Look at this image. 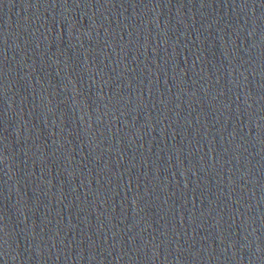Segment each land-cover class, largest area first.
<instances>
[{"label":"water","instance_id":"obj_1","mask_svg":"<svg viewBox=\"0 0 264 264\" xmlns=\"http://www.w3.org/2000/svg\"><path fill=\"white\" fill-rule=\"evenodd\" d=\"M0 264H264V0H0Z\"/></svg>","mask_w":264,"mask_h":264}]
</instances>
